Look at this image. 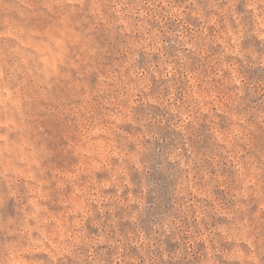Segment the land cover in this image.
<instances>
[{
  "label": "rangeland",
  "instance_id": "1",
  "mask_svg": "<svg viewBox=\"0 0 264 264\" xmlns=\"http://www.w3.org/2000/svg\"><path fill=\"white\" fill-rule=\"evenodd\" d=\"M0 264H264V0H0Z\"/></svg>",
  "mask_w": 264,
  "mask_h": 264
}]
</instances>
